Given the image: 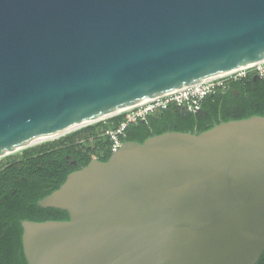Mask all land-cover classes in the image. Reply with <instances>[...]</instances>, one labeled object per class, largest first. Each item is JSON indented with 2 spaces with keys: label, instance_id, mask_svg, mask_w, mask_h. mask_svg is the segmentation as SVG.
<instances>
[{
  "label": "water",
  "instance_id": "95a60500",
  "mask_svg": "<svg viewBox=\"0 0 264 264\" xmlns=\"http://www.w3.org/2000/svg\"><path fill=\"white\" fill-rule=\"evenodd\" d=\"M264 58V0H0V154ZM118 113V112H117ZM27 264H256L264 116L124 140L37 200Z\"/></svg>",
  "mask_w": 264,
  "mask_h": 264
},
{
  "label": "trees",
  "instance_id": "16d2710c",
  "mask_svg": "<svg viewBox=\"0 0 264 264\" xmlns=\"http://www.w3.org/2000/svg\"><path fill=\"white\" fill-rule=\"evenodd\" d=\"M234 94H238L237 98ZM220 95L229 98L227 105L219 102ZM185 110L172 105L130 124L122 141L143 142L149 136L169 130L198 133L221 121L264 116V78L250 73L242 81L232 82L224 94L202 99L196 112L183 113ZM121 118L118 114L60 141L25 149L18 157L0 162V264H27L22 248V220L69 218L66 210L43 208L37 200L58 188L70 172L87 165L93 155L101 161L107 160L112 151L106 130L115 128ZM256 264H264V252Z\"/></svg>",
  "mask_w": 264,
  "mask_h": 264
},
{
  "label": "built area",
  "instance_id": "2783aa9c",
  "mask_svg": "<svg viewBox=\"0 0 264 264\" xmlns=\"http://www.w3.org/2000/svg\"><path fill=\"white\" fill-rule=\"evenodd\" d=\"M250 73L264 78V59L247 67L234 69L224 74L189 83L182 88L155 96L121 110L118 112L122 115L118 125L115 128L106 130V134L110 139L111 151L117 150L121 145L122 136L130 124L143 121L148 116L165 110L172 105L180 106L187 111L196 112L200 107L202 99L215 93L224 92L232 82L242 81ZM92 159H97V157L93 155Z\"/></svg>",
  "mask_w": 264,
  "mask_h": 264
},
{
  "label": "bare ground",
  "instance_id": "6f19581e",
  "mask_svg": "<svg viewBox=\"0 0 264 264\" xmlns=\"http://www.w3.org/2000/svg\"><path fill=\"white\" fill-rule=\"evenodd\" d=\"M263 59H264V58H262V60H263ZM117 112H119V110H117V111H115V112H112V113H109V114H105V115L97 116V117H95V118H93V119H90V120H87V121H84V122L78 123V124H76V125H74V126H72V127H69V128H67V129H65V130H62V131H59V132H56V133H53V134H50V135L43 136V137H39V138H35L32 142H28V143H26L25 145H23V147H20V148H17V149L11 150V151H9V152H7V153H4V154H0V157L5 156V155H8V154L13 153V152H15V151H17V150H19V149H21V148H24V147H27V146H31V145H34V144L39 143V142L41 143V142H43V141H48V140L55 139V138H57V137H59V136L65 134V133H68V132H70V131L76 130V129L82 127V126H85V125L91 124L92 122L94 123V122H96V121H100L101 119H103V118H105V117H108V116H111V115H113V114H117Z\"/></svg>",
  "mask_w": 264,
  "mask_h": 264
},
{
  "label": "rangeland",
  "instance_id": "374dc122",
  "mask_svg": "<svg viewBox=\"0 0 264 264\" xmlns=\"http://www.w3.org/2000/svg\"><path fill=\"white\" fill-rule=\"evenodd\" d=\"M118 114H119V113H118ZM118 114H113V115H111V116L105 117V118L101 119L100 121H106V120H108L109 118H111V117H113V116H117ZM97 122H99V121H96V122H94V123L92 122L91 124H88V125L82 126V127L78 128V129H76V130H73V131H70V132H68V133H65V134H63V135H61V136H59V137H57V138H55V139L48 140V141H43V142H41V143L39 142V143H36V144H34V145H31V146H27V147L21 148V149L15 151V152H13V153H10V154H8V155H5V156L0 157V162H4L6 159L12 158V157H14V156L18 157V155L21 154L22 151L25 150V149L33 148V147H36V146H39V145H42V144H45V143H49V142L60 141L61 139H63V138H65L66 136H68L69 134L74 133V132H76V131H78V130H80V129L86 127V126H89V125L95 124V123H97Z\"/></svg>",
  "mask_w": 264,
  "mask_h": 264
},
{
  "label": "flooded vegetation",
  "instance_id": "af4514ba",
  "mask_svg": "<svg viewBox=\"0 0 264 264\" xmlns=\"http://www.w3.org/2000/svg\"><path fill=\"white\" fill-rule=\"evenodd\" d=\"M229 87H230V85L228 86V88L224 91V92H222V93H218V94H224L228 89H229ZM216 94V93H215ZM210 97H212V96H214V94H212V95H209ZM234 96V98H237V96H238V94H234L233 95ZM220 99H219V102H221V103H223V105H227L228 104V97H223L222 95H220V97H219ZM222 100V101H221ZM184 108H182V110H183ZM185 112H187L186 110L185 111H183V113H185ZM70 164H72V165H75V161H71L70 162Z\"/></svg>",
  "mask_w": 264,
  "mask_h": 264
}]
</instances>
